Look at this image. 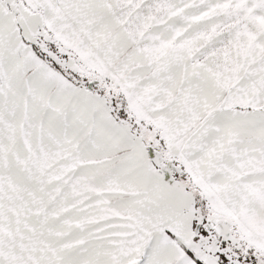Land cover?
<instances>
[{"label": "snow or ice", "instance_id": "snow-or-ice-1", "mask_svg": "<svg viewBox=\"0 0 264 264\" xmlns=\"http://www.w3.org/2000/svg\"><path fill=\"white\" fill-rule=\"evenodd\" d=\"M0 264H264V0H0Z\"/></svg>", "mask_w": 264, "mask_h": 264}]
</instances>
